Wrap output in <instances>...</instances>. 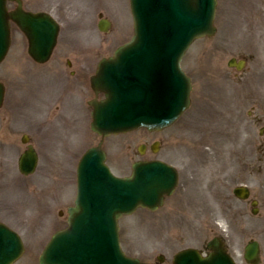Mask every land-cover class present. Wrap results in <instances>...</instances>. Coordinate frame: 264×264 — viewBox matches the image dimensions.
Here are the masks:
<instances>
[{
  "label": "rangeland",
  "instance_id": "obj_1",
  "mask_svg": "<svg viewBox=\"0 0 264 264\" xmlns=\"http://www.w3.org/2000/svg\"><path fill=\"white\" fill-rule=\"evenodd\" d=\"M23 1L26 8L52 12L63 21L59 49L94 48L105 55L133 34L129 0ZM258 1L217 0L215 34L195 39L181 60L192 81L191 101L172 125L155 132L138 128L103 140L107 164L117 175L130 174L131 164L147 157L171 163L179 172L174 193L157 210L138 208L119 219L122 249L143 264H171L178 250L201 248L213 235L224 238L237 264H249L244 244L258 240V264H264V23L258 21ZM100 17L111 20L108 33L98 30ZM18 40L0 66L7 87L0 108V220L19 234L25 247L13 264H36L59 224L52 216L56 207H46L45 198L35 199L47 188L51 171L43 161L28 177L18 171L22 134L41 130L39 146L47 168L61 169L63 180L55 182V188L61 185V206L74 198L77 160L100 137L90 129L89 107L72 102L74 91H64L61 112L56 111L55 93L64 79L46 71L49 65L33 68ZM232 57L246 59L241 71L228 66ZM157 140L161 144L155 154L148 146L146 153L137 152L141 143ZM67 161L72 165L66 163L65 169ZM240 185H247L258 199L256 214L233 195Z\"/></svg>",
  "mask_w": 264,
  "mask_h": 264
},
{
  "label": "water",
  "instance_id": "obj_2",
  "mask_svg": "<svg viewBox=\"0 0 264 264\" xmlns=\"http://www.w3.org/2000/svg\"><path fill=\"white\" fill-rule=\"evenodd\" d=\"M5 3L0 0V58L8 44L11 17L28 34L30 53L39 61L47 60L56 40V22L45 13H6ZM215 5L216 0H131L134 35L114 56L103 59L92 77L93 87L105 93V99L93 102V131L105 136L139 126L161 129L178 117L189 105L191 90L179 62L194 38L214 33ZM2 97L0 84V104ZM104 161L100 147L83 155L68 226L51 237L39 264H141L121 250L117 220L139 206L156 209L163 194L172 192L177 174L163 162L138 161L130 176L118 177ZM27 162L21 158L22 171L30 169L25 166H32L33 157ZM209 245L213 252L208 257L185 249L174 264H234L221 244ZM22 252L20 237L0 223V264H11ZM256 254L253 244L246 259L254 262Z\"/></svg>",
  "mask_w": 264,
  "mask_h": 264
},
{
  "label": "flooded vegetation",
  "instance_id": "obj_3",
  "mask_svg": "<svg viewBox=\"0 0 264 264\" xmlns=\"http://www.w3.org/2000/svg\"><path fill=\"white\" fill-rule=\"evenodd\" d=\"M257 6L259 8V10H258V16H259L258 21H261L264 23V0H259L257 2ZM22 7L28 11H37L34 9L26 8L27 6L23 0H22ZM70 7H72V6H70ZM8 8L10 10L14 11L18 8V4L16 2H9ZM68 9H69V7H68ZM56 19L60 24V28H59V34H60V32L62 30L63 21L57 17H56ZM72 27L75 28L74 24ZM17 37H19L18 41H19L20 46H22V43H23L24 48L21 51L28 53V47H29L28 39L26 38L25 34L22 33V31L20 30L18 25L13 20H10V45H9L8 52L10 51L11 47L14 45L13 44L14 39ZM8 52H7V54H8ZM111 54H112V52L104 55V54H102V51L96 50V49L94 50V48H90V49L81 48L80 49L79 47H77V48H74V50L73 49L65 50L63 48L59 49L58 46L56 45L53 49V52L50 56V59L45 63H39V62L33 60L32 58H30V57L29 58L32 60L30 62L33 64V66H34L33 68H35V66H37L36 69H39V68H42V66L44 67V66L49 65L48 68H50V69L47 68V70H51V72H53V74H55V75L65 74L66 75V77L60 76L61 82L64 79L63 80V86H61V88L55 93V96L57 95V97H55V102L57 105V106H55V109L57 108L56 111H60L61 105H59V103L63 102L62 100L65 97L64 91H67V89H68V90L74 91V93L77 94L76 98H78V99L73 98L72 102L75 105L77 104L78 101L82 102L83 105H85L86 107L87 106L89 107V112H90L91 108H92L90 102L94 98H100V96H101V94H96L94 92V89L91 87L90 77L96 71L98 60H100L102 57L109 56ZM6 59H7V55H6L5 59L2 61V63L5 62ZM14 64H15V61H14V63H11V68H13V66H15ZM39 72L45 73L46 71H39ZM0 81H2L4 83L5 92H6L7 91L6 83L2 77H0ZM66 101L67 100H65V102ZM23 135L24 134H22V136ZM22 136H21V138H22ZM41 139H42L41 130H38V131H35L33 134H31V136L27 135L28 141L25 144L23 143V145H24L23 151L26 149H29V147H32V149H34L36 151L37 157H38V162L41 159V154H40L41 149L39 146V142ZM148 143H149L148 141L144 142V145H143L144 152L143 153H146L148 151V149H147L148 147L150 148L149 151H151V153H153L152 149H151L152 143L151 144H148ZM151 159H154V158L147 157V158H144L142 160L146 161V160H151ZM38 162H37V164H38ZM55 170L56 169H53V168L47 169V171H51L47 174V176L49 178L48 179L49 182H47L48 184L46 186L48 188V193H49V194H47L48 196H44V194L46 195V190H47V188H45L44 190H42V193L40 191L39 194H35V199L36 200H42V198H45L46 207H51V208L56 207L55 210H53V212H52V214L54 213L52 216H53V219L55 218L56 223L58 222V224H59L58 228H62L66 225V219H67V215L64 212L72 204V202L70 204L64 203V205L61 206L62 202H63L62 201V192L60 191L61 185L59 187L57 186V188H55V182L61 181L63 179H61L62 175L59 173L60 170L59 171L58 170L55 171ZM28 187L29 186H27V188ZM167 198L168 197H166L164 199V202L166 201ZM254 199H256V204L254 205V206H256V212H259L260 205H259L258 199L256 197H253L251 200H254ZM238 200H240V199H238ZM251 200L246 199V200H240V201H245L247 204L250 205ZM252 209H254V207H252ZM49 210H51V209H49ZM51 219H52V217H51ZM259 247H261L260 243H259ZM200 251H202V252L208 251L205 243L200 248ZM260 255H261V248H260Z\"/></svg>",
  "mask_w": 264,
  "mask_h": 264
},
{
  "label": "bare ground",
  "instance_id": "obj_4",
  "mask_svg": "<svg viewBox=\"0 0 264 264\" xmlns=\"http://www.w3.org/2000/svg\"><path fill=\"white\" fill-rule=\"evenodd\" d=\"M220 94H221V93H220ZM219 98H221V97H219ZM219 116H220V117H222V113H221V114H219Z\"/></svg>",
  "mask_w": 264,
  "mask_h": 264
}]
</instances>
